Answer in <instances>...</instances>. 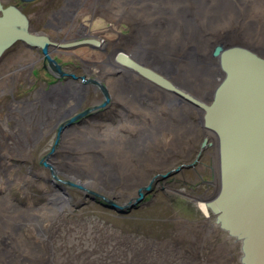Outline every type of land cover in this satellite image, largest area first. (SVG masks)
Wrapping results in <instances>:
<instances>
[{
  "label": "rangeland",
  "instance_id": "1",
  "mask_svg": "<svg viewBox=\"0 0 264 264\" xmlns=\"http://www.w3.org/2000/svg\"><path fill=\"white\" fill-rule=\"evenodd\" d=\"M15 1L17 3V0H2L4 6ZM132 1L128 3L133 5ZM140 3L144 4V0ZM21 7L33 28L44 30L58 44L96 39L103 45L99 49L88 46L71 50L52 47L53 58L74 77L68 81L58 79L63 76L50 66L47 70L42 67L43 55L39 50L21 44H16L0 59V200L23 210L30 207L41 209L49 204L56 209L59 202L51 199H69V204L55 219L51 218L54 215L51 210L39 213L40 221H53L49 232L53 235V257L57 264L67 261L86 264L93 259L99 264L124 263L123 252L117 251L119 247L114 245L120 243L131 247L127 239L140 246H148L157 253L165 250L167 262L161 260L158 264H219L217 251L224 245L229 250L227 264H240L241 244L227 239V233L220 228L211 233L206 215L199 206L204 202L189 196L191 189H196L203 181H211L207 184L211 189L214 188L212 184H216L217 191L220 186L217 141L213 134L201 131L198 108L191 106L196 110L192 119L197 132L185 136L188 148L172 165L153 169L145 184L133 194L125 189L120 192L126 193L112 194L100 187H84L75 178L68 177L65 171L55 169L56 161L65 157L60 145L68 131L75 132L85 127L108 128L118 130L122 136L135 138L136 134L129 127L142 125L141 121L136 122L132 114L112 104L104 88L106 83L100 82L102 86L99 87L91 82L97 78L86 76L83 69L85 63L99 67L117 51L129 50L125 40L131 28L123 19L102 9L96 11L94 0H38L22 3ZM67 8L74 10L71 19L67 18ZM144 8L150 11L146 6ZM54 14L58 20L52 18ZM80 27H85L90 36L81 38L78 33ZM212 56L218 63L214 52ZM15 70H18V75L3 79L4 74ZM52 83H56L54 86L61 83L63 87L81 83L77 105L57 121L50 116L45 118L47 121H43L41 132L33 133L35 139L31 146L23 148L20 143L27 139L25 133L28 128L24 121L27 120L31 126L36 123L46 95L53 90ZM216 87L213 82L205 93V100H212ZM145 90L148 89L142 90L139 96L141 104L150 102ZM182 102L187 103L185 100ZM204 137H207V144L202 151ZM17 148L23 154L18 155ZM199 150L202 159L194 160ZM102 186L109 187V184ZM208 213L212 217L211 223L215 224L217 217L210 211ZM17 234L26 241L31 240L24 228ZM122 239L125 240L122 242Z\"/></svg>",
  "mask_w": 264,
  "mask_h": 264
},
{
  "label": "bare ground",
  "instance_id": "2",
  "mask_svg": "<svg viewBox=\"0 0 264 264\" xmlns=\"http://www.w3.org/2000/svg\"><path fill=\"white\" fill-rule=\"evenodd\" d=\"M128 1L94 0L96 11L102 9L129 24L130 35L125 40L129 50L117 51L114 57L99 67L85 63L83 69L86 76L93 75L97 78L95 81L105 82L107 87L104 88L112 104L132 114L134 120L141 121L142 125L129 127L136 134L134 139L108 128L85 127L75 132L68 131L60 145L65 157L55 163L57 171H65L79 185L100 187L112 194L126 193L120 192L123 189L132 194L137 192L153 169L172 165L178 160L177 157L189 146L185 136L197 132V125L192 119L196 110L190 103L182 102L183 99L179 96L177 98L176 94L155 86L126 66L118 65L115 61L118 54L162 75L178 90L205 104L210 103L204 98L206 91L212 87L213 82L218 87L225 77L220 69L219 58L217 63L212 56L218 48L225 51L240 47L264 58V0H148L147 3L144 0V4L140 0H133V5ZM0 3L4 8L8 7L3 5L2 0ZM145 6L150 11H146ZM67 9V18L71 19L74 10ZM78 33L84 39L90 36L85 27H80ZM35 35L50 39L45 32ZM73 42L76 41L67 43ZM97 42L100 47L103 45ZM16 44L24 45L17 42L8 50ZM36 50L43 55L41 49ZM49 51L50 48L48 53L52 57ZM4 75L3 79L8 80L18 75V70ZM146 88L150 102L141 104L139 96ZM81 91L82 86L76 84L54 88L47 94L36 126L24 121V126L28 125L25 133L27 139H23L21 146H31L35 139L33 133L41 132L40 127L47 121L45 118L50 116L57 121L72 112ZM199 111L201 113L197 118L200 129L209 132L203 128V112ZM18 149L17 154H23ZM107 183L109 187L102 186ZM51 201L59 202V206L55 209L53 204H49L41 209L30 207L22 210L0 200V264H57L53 257V235L49 232L53 221H40L39 213L51 210L54 213L51 218L55 219L60 210L69 204V199L61 197ZM208 202L199 205L206 218L210 214ZM212 225L211 231L220 228L216 222ZM22 228L26 229L30 241L17 234ZM226 238L235 242L228 235ZM126 241L131 247H124L120 243L114 245L119 247L117 251L123 252L126 259L121 264H158L161 260L167 262L165 250L161 249L157 253L148 246L138 245L136 241ZM219 248V264H227L229 250L225 245ZM62 264L73 263L67 261ZM86 264L99 263L93 259Z\"/></svg>",
  "mask_w": 264,
  "mask_h": 264
},
{
  "label": "water",
  "instance_id": "3",
  "mask_svg": "<svg viewBox=\"0 0 264 264\" xmlns=\"http://www.w3.org/2000/svg\"><path fill=\"white\" fill-rule=\"evenodd\" d=\"M17 42L41 49L45 61L61 76V66L49 55V47L99 45L96 41L56 44L32 34L28 18L17 6L4 8L0 3V59ZM214 56L219 58L225 77L209 104L183 93L162 75L123 54H118L116 61L203 112V128L217 141L220 183L207 208L217 217L221 230L241 242L242 264H264V58L240 47L218 48ZM206 143L205 138L200 150Z\"/></svg>",
  "mask_w": 264,
  "mask_h": 264
},
{
  "label": "flooded vegetation",
  "instance_id": "4",
  "mask_svg": "<svg viewBox=\"0 0 264 264\" xmlns=\"http://www.w3.org/2000/svg\"><path fill=\"white\" fill-rule=\"evenodd\" d=\"M36 1H38V0H35V1H33V2H36ZM23 2H21L20 0H17V3H16V1L14 2V4H12V5H15V6H17L21 11H22V13H24L25 15H26V17L28 18V20H29V30L31 31V32H33L34 34L35 33H39V34H41V32H44V30H39V29H35V28H33V26H32V23H31V21H30V19H29V17H28V15L25 13V12H23V10L21 9L22 7H21V4H22ZM29 3H31V2H29ZM24 4H26V3H24ZM55 15V16H54ZM54 15H52V18L53 19H55V20H58V16L56 15V14H54ZM51 40V39H50ZM52 41V40H51ZM82 41H96L97 42V40L96 39H85V40H82ZM52 42H54V41H52ZM79 42H81V41H79ZM102 42V41H101ZM54 43H56V44H58L57 42H54ZM67 43V42H66ZM103 44V43H102ZM84 47V46H88V47H91L92 49H99L100 48V45H98V46H95V45H78L77 47ZM77 47H75V48H77ZM50 48V54H51V52H52V59H54L53 58V51H51V49H52V46L51 47H49ZM54 48H57V47H54ZM74 48V49H75ZM64 50V49H63ZM65 50H71V49H65ZM55 60V59H54ZM56 62H58L57 60H55ZM58 64V63H57ZM59 65V64H58ZM49 64H48V62L47 61H45L44 59H43V63H42V67L45 69V70H47V69H49ZM61 66V70H62V73L64 74L63 75V77H60V78H58V79H63L64 81H68L69 79H74V77H73V75H71L69 72H68V69L64 66V65H60ZM95 82V84H97V85H101L99 82H97V81H95V80H91V82ZM59 83V82H58ZM54 84H56V83H52L51 85H53V86H51V88H62L63 87V84H59V85H55L54 86ZM78 85H80L81 86V83L80 84H78ZM102 86V85H101ZM100 86V87H101ZM207 144V143H206ZM205 148H206V146H205ZM204 148V149H205ZM202 159V152L199 154V151L197 152V158L195 157V159L194 160H201ZM211 181H203L201 184H199L198 186H196V189L194 188V189H191V192L189 193V196L192 198V199H195V200H201V201H203V202H208V201H210L216 194H217V188H216V184H212V186L214 187L213 189H211V187L210 186H207V184H209ZM211 219H212V217L209 215V217H207V224H208V226H209V228L210 229H212V223H211ZM209 231H211V230H209ZM211 233H212V231H211Z\"/></svg>",
  "mask_w": 264,
  "mask_h": 264
}]
</instances>
